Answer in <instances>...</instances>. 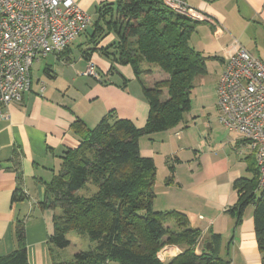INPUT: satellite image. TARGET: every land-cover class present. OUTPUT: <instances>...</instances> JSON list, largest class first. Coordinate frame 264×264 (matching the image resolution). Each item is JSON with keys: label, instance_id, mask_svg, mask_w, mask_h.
Listing matches in <instances>:
<instances>
[{"label": "crops", "instance_id": "1", "mask_svg": "<svg viewBox=\"0 0 264 264\" xmlns=\"http://www.w3.org/2000/svg\"><path fill=\"white\" fill-rule=\"evenodd\" d=\"M76 1L86 11L94 0ZM183 1L202 17L189 43L195 50L214 57L210 60H218L219 75L230 55L240 47L264 62V0ZM91 30L92 26L89 32ZM113 38L108 35L100 45ZM71 44L60 53L49 54L46 59L51 56L59 65H65L64 70L73 66L78 55L77 60L84 63V68L93 62L94 73L85 75L87 80L76 87L72 84L58 87L50 81L46 88L39 80L33 86L31 79L30 88L24 92L22 100L5 106L4 116L0 117V256L16 248L15 224L21 220L28 264H52L53 259H68L73 255L68 256L69 246L57 249L48 242L53 230L52 216L58 210L42 208L40 203L46 196V182L59 169L62 152L79 144L75 133L79 122L76 121L91 128L106 113L113 112L116 117L141 128L149 112L142 88L148 85L147 78L151 75L136 77L129 65L114 64L112 68L108 59L97 50H91L88 39L85 45L77 47V54L73 53ZM43 72L49 78L57 77L49 63L43 67ZM216 86L217 83L215 91ZM76 102L82 105L77 107ZM223 128L228 145L234 144L237 161H232L228 154L224 157L211 149L203 150L197 144H188L189 154L182 158L179 153L184 144L180 143V135L177 144H171L173 149L163 151L162 157L172 165L173 174L172 180L164 185L167 190L164 204L156 210L185 214L189 227L201 231L204 245L211 233H218L220 250L226 238L228 244L225 247L228 252L232 250L233 264H261L253 206L244 209L241 222L237 224L235 217L226 211L237 201L234 180L251 177L248 167L254 162L253 152L238 132ZM204 131L211 132V127L207 126ZM156 134L143 137L152 144ZM160 142L164 144L165 141L161 138ZM138 145L142 157L155 159L152 148ZM14 193L22 194L23 198L13 200ZM162 248L166 250V260L182 251L181 246L171 244Z\"/></svg>", "mask_w": 264, "mask_h": 264}, {"label": "trees", "instance_id": "2", "mask_svg": "<svg viewBox=\"0 0 264 264\" xmlns=\"http://www.w3.org/2000/svg\"><path fill=\"white\" fill-rule=\"evenodd\" d=\"M104 7L98 9L99 17L88 32L91 50L108 59L112 68L114 64L129 65L136 77L158 68L165 79L142 88L149 112L141 128L113 112L91 128L76 121L79 144L62 152L59 169L46 182L40 205L59 210L52 216L48 238L52 246H70L67 234L72 230L86 234L94 245L68 259H53L52 264H228L218 254L220 234L211 233L205 241L210 246H201L197 254L195 247L200 245L202 233L189 227L186 215L153 210L154 162L140 155L138 145L140 136L170 128L190 110L193 78L204 74L206 61L214 58L189 43L199 21L174 12L164 0H114ZM110 34L113 40L100 45ZM169 168L167 183L173 174L172 165ZM248 170L251 177L234 180L237 201L226 211L237 224L244 209L253 206L254 232L264 264V189L257 188L255 159ZM88 182L95 191L82 193ZM22 198V194H13V200ZM174 219L178 227L166 224ZM15 238L16 248L0 256V264H28L21 220L16 221ZM166 244L183 245L184 249L163 262L158 251Z\"/></svg>", "mask_w": 264, "mask_h": 264}, {"label": "built area", "instance_id": "3", "mask_svg": "<svg viewBox=\"0 0 264 264\" xmlns=\"http://www.w3.org/2000/svg\"><path fill=\"white\" fill-rule=\"evenodd\" d=\"M164 1L178 14L202 19L183 0ZM89 23L76 0H0V117L30 88L33 63L66 50ZM93 73L89 62L85 74ZM216 107L219 122L238 132L253 152L257 188L264 189V62L259 57L241 47L230 55L218 78Z\"/></svg>", "mask_w": 264, "mask_h": 264}, {"label": "rangeland", "instance_id": "4", "mask_svg": "<svg viewBox=\"0 0 264 264\" xmlns=\"http://www.w3.org/2000/svg\"><path fill=\"white\" fill-rule=\"evenodd\" d=\"M113 2L114 0H94L90 4V6L86 10V13L90 16V23L88 25L87 31L77 36L70 46L74 54H77V47H79V45H85V42L89 36L88 32L90 31L93 23L97 21L99 17L98 9L100 7L103 8V5H105V7H108L109 4ZM250 52L253 53V49H251ZM77 56L75 57L76 59L72 62L73 66H68L64 70L62 67H64L65 65H59V63L55 62L51 56L47 59H40L39 62H34L31 68L32 85L35 86L36 80L43 81L46 88L51 83L50 81H52L53 85L63 88L66 87L67 84H72L73 87L82 84L83 82H85V80H87L85 76L87 75L85 74L86 68H84V63H81L77 60ZM46 63H49L53 66L54 71L57 72L56 78L52 79L44 74L43 67H45ZM219 66L220 63L218 62V60H207L206 72L204 74L196 75L193 78V85L189 95L190 110L184 113L183 119L180 122L174 124L166 130L156 132L157 134L154 137L155 142L152 144L147 141L146 137H139L140 139L138 140V144H140L141 147L147 146L152 148L156 154L155 159H153L155 167L153 186L155 196L152 205L153 210H156L157 208H159V206H162L164 204L162 202H164L166 196L165 193L167 192V190L164 188V185L167 184L166 179L170 176L169 164H167L166 160H164V158L162 157L163 151L173 149L174 147H172L171 144H177V141H179V135L181 136L180 138H182L180 143L184 144V147H182V151L179 153L180 157L182 158L189 154L188 144H197V146H201L203 150L205 148H208L211 149V151L217 152V155H223L224 157H226L228 154L232 161L238 160L236 157L238 154L236 152L234 144H232L231 146L228 145V143L226 142L227 133L223 128V125L220 124V122H218L217 120V109L215 106V85L217 83L218 75L220 72ZM143 67L145 68L147 67V65L144 64ZM159 71L160 70L156 68L153 70V73L150 74L151 76L148 77L145 75L146 77H148V85L146 86L151 87L156 81L165 79V75H163V73ZM75 105L77 107H80L82 104L81 102H76ZM207 121L209 122L207 123ZM207 126L211 127V132L206 133L204 131ZM161 138L164 139V144L160 142ZM166 171L168 172L167 175H165ZM94 191L95 188L93 184L88 182L87 189L82 190L81 192L90 194ZM257 192L259 193L260 191ZM26 205H28V203H26ZM178 223V220L174 219L167 220L166 224L173 227H178ZM68 238L71 240L70 246L67 250L68 256L74 254L79 250H86L94 245L89 241L86 234L80 233L78 230L70 231L68 233ZM222 243H224V247L222 246V248L219 250V256L224 261H227L228 264H233L234 255L232 254V250H229L228 252L227 248L225 247L228 244V240L224 238V241H222ZM174 246H181L182 250L184 249L183 245ZM201 246H204V240H201L200 246L198 248L201 249ZM164 249L165 248H161L158 251V256L163 262H166L170 259L166 260V250Z\"/></svg>", "mask_w": 264, "mask_h": 264}, {"label": "water", "instance_id": "5", "mask_svg": "<svg viewBox=\"0 0 264 264\" xmlns=\"http://www.w3.org/2000/svg\"><path fill=\"white\" fill-rule=\"evenodd\" d=\"M206 246L209 247L210 246L209 243H206Z\"/></svg>", "mask_w": 264, "mask_h": 264}]
</instances>
